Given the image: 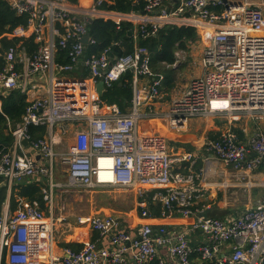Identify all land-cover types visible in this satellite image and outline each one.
<instances>
[{"label": "built area", "instance_id": "1", "mask_svg": "<svg viewBox=\"0 0 264 264\" xmlns=\"http://www.w3.org/2000/svg\"><path fill=\"white\" fill-rule=\"evenodd\" d=\"M104 1L78 7L67 0H7L16 15L27 18L26 27L15 28L8 37L32 38L37 48L32 54L9 50L0 69V101L20 90L27 104L21 120L8 125L12 145L0 156V188L3 184L10 188L22 179L43 180V200L50 214L54 189L121 188L137 196L139 217L146 222L128 231L112 215H79L75 223L88 226L98 239L84 243L78 251L62 248L57 254L53 223L37 201L23 203L11 214L6 206L0 215V261L4 257L7 264H166L158 251L163 247L172 264H261L264 201L237 218L201 215L177 230L165 225L154 228L147 221L153 218L148 203L160 208L163 219L190 218L202 193L196 183L200 174L192 171L194 156L169 152L163 137L141 133L138 123L159 119L178 132L192 119L222 116L228 130L217 139L204 137L203 150L246 176L245 188H264V179L247 178L264 170V0H145L141 13L104 10ZM88 18L110 21L116 28L131 24L133 38L142 40L156 36L163 27L192 28L198 40L189 45L199 40L204 45L197 62L200 74L165 112L142 114L141 104L159 100L165 82L151 68L149 49L135 46L129 54L113 56L110 48H104L86 56V47L97 45L88 32ZM86 35L87 45L82 42ZM63 50L66 64L56 62ZM174 57L173 64H164L166 69L176 70L186 54L178 50ZM80 64L86 74L72 76ZM127 72L133 76L131 111L124 114L116 104H109L102 112L96 85L102 81L104 89L110 88ZM142 77L149 80L148 88H138ZM241 118L254 127L244 141L233 131ZM78 123L86 126L87 148L55 152L54 129L63 131ZM31 126L44 127L47 137L32 139ZM23 141L39 160L25 153ZM57 163L65 166L64 183L55 181ZM195 232L202 233L206 242L192 247L189 236ZM103 239L108 246L100 245ZM229 243L231 251L221 254V247Z\"/></svg>", "mask_w": 264, "mask_h": 264}, {"label": "crops", "instance_id": "2", "mask_svg": "<svg viewBox=\"0 0 264 264\" xmlns=\"http://www.w3.org/2000/svg\"><path fill=\"white\" fill-rule=\"evenodd\" d=\"M92 1L93 0H77L76 5L78 7H86L89 6ZM198 60L196 62L193 61V66L197 68V72L192 78L200 74L199 63H197ZM74 72L75 73L72 74V76L86 74V70L84 69V67H82L81 64ZM131 77L133 78V76ZM175 79L176 77L165 79L163 88L161 89L162 95H160L159 100L156 99L141 104L140 111L142 112V114H147L149 110L153 112H165L168 109L170 102L181 92L180 91L178 93L174 90L176 89L174 88L176 84ZM168 83L169 85H167ZM149 85L150 82L148 79L144 77L139 78L137 85L138 88H148ZM186 85L182 88V90L186 87ZM113 86H111L110 88H105L103 93L107 89H111ZM130 88L131 98L129 102H127V104L122 103V106L120 107L116 103H112L116 104L120 111L124 114L129 113L132 109V79ZM15 91L24 96L22 92H20V90ZM101 101L103 105L102 112L106 113V107L110 103H107L102 99ZM138 127L139 131L143 134H154L163 137L168 145L169 152L176 154H192L195 160L192 171L200 174L196 183L201 190L202 196L196 199L192 206L193 215L190 218L173 216L171 218L163 219L158 216L155 211V208L157 206L153 205V208H149V211L151 212L153 218L147 221L151 223L154 228H156L158 225H165L169 229L177 230L191 223L196 217L201 215L211 218H217L220 220L237 218L243 211L250 208H255L260 202L264 201V188H245L242 185V179H245L246 176L241 175L239 172L233 171L231 167L226 166L222 161L218 160L214 156L207 154L202 148V139L204 137L217 139L228 130L229 126L225 118H223L222 116H214L207 119H192L190 120V122H188L185 130L178 132L169 130L165 122L159 119H141L138 123ZM233 131L236 133L239 141H244L252 135L254 127L248 119L241 118L239 121L233 124ZM85 132L86 126L84 123L68 125L67 128L63 131L55 128L53 132V148L55 152L61 153L75 149L80 150L87 148V137ZM45 137H47V132ZM23 146L26 154L34 156L35 159L37 156L38 160L40 159L37 152L30 148V146ZM179 169L181 171L183 170L182 165ZM176 170H178V168ZM56 176L57 180L59 177H64L61 166L58 163L56 165ZM247 178H250V180H253L254 182H261L264 179V170L260 169L259 171L248 175ZM18 184H36L37 186H40L41 192L43 188L46 187L45 182L38 178H36L35 180L22 179L21 181L14 183L10 188H7V186H5L7 188L6 201L0 210V215L1 212L6 209V206L8 212L11 214L20 209L23 203L29 202L18 195L19 190L16 188ZM130 192L134 194L133 191ZM152 192L153 190H150L147 194L149 195ZM77 193H79V191H65L63 189H54V206L52 214H50L48 205L42 197L43 203L42 205L40 204V207L43 210L45 216L48 217V219H51L53 223V232L56 243L55 252L57 254L60 253V250L62 248H66L65 245L67 244H71L73 248H81L84 243L98 239V234L96 232H93L88 226L78 225L75 223V219L73 218L74 215H72V212H70L71 209L68 207V205H65L63 207L59 206V196H73ZM11 195L14 199L13 204H11L9 201ZM137 203L138 198L134 194L133 208L131 209V211L124 215L115 216L112 214H106L105 212H101L100 209H95V211H91L90 214L112 215L122 222L126 230L134 231L139 224L146 222L139 217L140 209L138 208ZM60 219L64 220L62 222L58 221ZM189 239L190 245L192 247H197L206 242L204 235L200 232L192 233L189 236ZM100 245L104 247L108 246L107 239H103ZM231 247V243L223 245L220 249L221 254L229 253L231 251ZM158 251L159 255L165 260L166 264H172L165 248L159 247ZM193 258L198 262L197 254H194Z\"/></svg>", "mask_w": 264, "mask_h": 264}, {"label": "trees", "instance_id": "3", "mask_svg": "<svg viewBox=\"0 0 264 264\" xmlns=\"http://www.w3.org/2000/svg\"><path fill=\"white\" fill-rule=\"evenodd\" d=\"M71 4H76L77 0H67ZM145 0H105L101 9L110 10L120 13L136 12L141 13L144 9ZM27 18L25 15L18 16L10 8L7 0H0V69L4 67L5 56L11 49L26 50L32 54L36 50V44L32 38H9L12 31L21 26L26 27ZM88 32L96 40V46L86 47V56L97 54L104 48H110L113 56H122L133 51L134 47L148 48L151 54V68L156 74H162L164 79L172 77V69L165 70L161 65L173 64L175 62L174 53L178 50L187 51L190 42L198 40V35L192 28L184 27H163L156 36L146 40L141 38L134 39V27L128 23H122L119 28L110 22L96 19L87 24ZM131 33V34H129ZM56 62L61 64L68 63L66 51H59L56 55ZM132 73L127 72L119 82L115 83L111 89H107L101 99L107 103H116L120 107L122 103L127 104L131 98L130 83ZM169 85V83L167 84ZM25 97L19 92H10L0 101V156L6 153L12 145V137L8 133V125H14L21 120L26 108ZM32 139H42L46 135L44 127L31 126L28 129ZM16 188L19 190V196L29 202L37 201L42 205V192L40 186L36 184L20 185ZM7 188H0V210L6 201ZM149 200V199H147ZM11 204L14 199L12 195L9 198ZM148 208L153 205L148 203ZM156 213L160 216V208H155ZM78 251L80 248H73L71 244L65 245ZM0 264H7L4 257L1 258ZM150 264H157L156 262ZM216 264V263H212Z\"/></svg>", "mask_w": 264, "mask_h": 264}, {"label": "rangeland", "instance_id": "4", "mask_svg": "<svg viewBox=\"0 0 264 264\" xmlns=\"http://www.w3.org/2000/svg\"><path fill=\"white\" fill-rule=\"evenodd\" d=\"M203 46L204 45H202V42L199 40V42L195 43L194 46L188 45L187 51L182 50L186 54V61H180L177 69L172 71L171 77H176V84L174 86L176 89L174 90L178 93L194 76V74H196L197 68L193 66V61L196 62L200 58ZM161 66L167 70L164 64ZM60 166L64 177H59L57 180V176L55 175V181L58 183H64L67 179V174L65 172V166ZM133 200L134 194L121 188H112L108 190H80L79 193L73 196L61 195L58 198L59 206L63 207L68 205L71 209L70 212L74 215V219L79 215H89L90 212L95 211V209H100L101 212H105L106 214L121 216L131 211L133 208Z\"/></svg>", "mask_w": 264, "mask_h": 264}, {"label": "water", "instance_id": "5", "mask_svg": "<svg viewBox=\"0 0 264 264\" xmlns=\"http://www.w3.org/2000/svg\"><path fill=\"white\" fill-rule=\"evenodd\" d=\"M86 22H87L88 24H90V23L93 22V19L88 18V19H86ZM129 34H131V33H129ZM88 37H89V36L86 35V36L83 38V40H82V42H83L85 45H87V43H88ZM96 91H97V94H98L99 96H101V95L103 94L104 86H103L102 81L98 82V84L96 85ZM22 143H23V145L28 146V144H27L26 141H23ZM36 160H38V157H37V156H36ZM261 264H264V261H263Z\"/></svg>", "mask_w": 264, "mask_h": 264}]
</instances>
